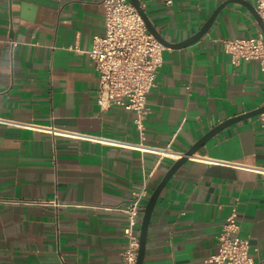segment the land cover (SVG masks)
I'll return each mask as SVG.
<instances>
[{"label": "crops", "instance_id": "0c3cea01", "mask_svg": "<svg viewBox=\"0 0 264 264\" xmlns=\"http://www.w3.org/2000/svg\"><path fill=\"white\" fill-rule=\"evenodd\" d=\"M223 1L139 0L171 43L197 32ZM103 13L101 0H0V264H119L120 208L142 187L145 204L208 130L264 104L258 61L235 63L219 42L260 30L232 2L197 41L164 46L138 129L133 110L97 101L88 50L104 32ZM263 173L259 115L215 133L161 190L142 264H214L205 260L232 205L248 255L264 261Z\"/></svg>", "mask_w": 264, "mask_h": 264}, {"label": "built area", "instance_id": "2783aa9c", "mask_svg": "<svg viewBox=\"0 0 264 264\" xmlns=\"http://www.w3.org/2000/svg\"><path fill=\"white\" fill-rule=\"evenodd\" d=\"M170 2L165 0L167 4ZM101 4L104 32L93 38L88 50L98 76L97 101L104 109L118 105L133 110L134 124L141 129L147 110V93L155 85L164 45L148 31L130 0H101ZM254 7L264 23V0H255ZM219 42L235 63L257 60L264 73V36L260 30L254 37L219 38ZM259 116L264 125V112ZM134 194V199L120 208L126 215V223L123 227L125 246L120 252L119 264H135L137 258L142 199L147 191L142 187ZM48 203L58 206L57 200ZM236 217L237 208L232 205L217 236L216 252L205 262L264 264V261L255 263L248 255L249 243L239 236Z\"/></svg>", "mask_w": 264, "mask_h": 264}, {"label": "water", "instance_id": "95a60500", "mask_svg": "<svg viewBox=\"0 0 264 264\" xmlns=\"http://www.w3.org/2000/svg\"><path fill=\"white\" fill-rule=\"evenodd\" d=\"M131 3L134 5L138 13L141 15L148 31L158 40L160 41L164 46L171 47V48H179L187 46L198 39H200L212 26L214 23L217 15L221 11L223 7H225L227 4L232 2H238L243 4L252 14L254 17L257 25L259 26V29L261 30L263 36H264V23L261 19V17L258 15L255 7L245 1V0H225L221 2L210 14V16L206 19V21L201 25L199 30L189 36L188 38L181 40L179 42H167L162 38V36L156 31L155 27L150 23L146 13L142 9L139 0H130ZM264 112V104L258 108H255L253 110H250L248 112L239 114L237 116H233L231 118H228L210 130H208L202 137H200L194 144H192L189 149L185 151V153L178 158L176 161L173 162V164L168 168L165 175L163 176L162 180L159 182V184L155 187V189L151 192L149 195L146 203L144 204L143 208L141 209L142 217L140 221V227H139V246H138V252H137V258L135 264H142L143 256H144V248H145V242H146V236H147V227L150 219L151 212L153 210V207L155 205V202L165 186V184L168 182L170 177L173 175V173L176 171V169L188 158L190 154H192L197 148H199L206 140H208L210 137H212L215 133L219 132L220 130L224 129L225 127L233 124L236 121L259 115L260 113Z\"/></svg>", "mask_w": 264, "mask_h": 264}]
</instances>
